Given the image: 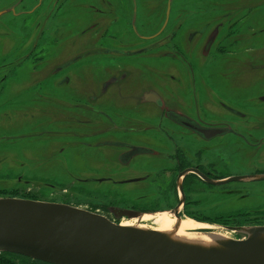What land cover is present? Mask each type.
I'll return each instance as SVG.
<instances>
[{
    "label": "flooded vegetation",
    "instance_id": "obj_1",
    "mask_svg": "<svg viewBox=\"0 0 264 264\" xmlns=\"http://www.w3.org/2000/svg\"><path fill=\"white\" fill-rule=\"evenodd\" d=\"M7 154L20 198L264 226V0H0Z\"/></svg>",
    "mask_w": 264,
    "mask_h": 264
},
{
    "label": "water",
    "instance_id": "obj_2",
    "mask_svg": "<svg viewBox=\"0 0 264 264\" xmlns=\"http://www.w3.org/2000/svg\"><path fill=\"white\" fill-rule=\"evenodd\" d=\"M226 228L245 239L207 246L62 203L0 197V253L48 264H264V226Z\"/></svg>",
    "mask_w": 264,
    "mask_h": 264
},
{
    "label": "bare ground",
    "instance_id": "obj_3",
    "mask_svg": "<svg viewBox=\"0 0 264 264\" xmlns=\"http://www.w3.org/2000/svg\"><path fill=\"white\" fill-rule=\"evenodd\" d=\"M120 225L147 228L166 233L172 231L174 232L173 236L176 238L207 246H215L219 242L234 239L231 232L225 231L220 227L198 223L191 219H179L173 212L168 211L142 214L133 219L123 220Z\"/></svg>",
    "mask_w": 264,
    "mask_h": 264
},
{
    "label": "rangeland",
    "instance_id": "obj_4",
    "mask_svg": "<svg viewBox=\"0 0 264 264\" xmlns=\"http://www.w3.org/2000/svg\"><path fill=\"white\" fill-rule=\"evenodd\" d=\"M245 78L247 80H241V82H239V89H241L243 87V84H245L248 81L247 75L245 76ZM250 82H251V78H250ZM227 85H228V81H224V87H226ZM11 87L12 86L6 87L5 93L3 94L2 98H7L8 96L12 95V92L10 91ZM247 90H249V87ZM246 96H247V92H246ZM18 147L25 148L24 143L18 144ZM3 164L4 165L2 166V169H0V197H18V198L23 197V193H26V191L28 190H25V191L13 190L15 188L14 185L16 184V181L14 179L18 175V173H20L23 179L33 181L32 176H36V175H34L32 173V170H30L31 165H32V160L29 158L23 157L21 155H17V154H13V155L7 154L5 155V161L3 162ZM20 168H24L25 171L24 172L18 171V169L20 170ZM47 169H48V166H47ZM40 173H41L40 175H43V176L49 174L47 173V171L45 173L44 170L40 171ZM53 178L60 179V177H53ZM26 184L27 185L23 186L24 188L29 186L28 185L29 183H26ZM57 190L54 189V191H52V194H54ZM67 196L69 198L71 197L70 199L78 200L77 196L75 197L74 195H69V194H67ZM98 199H99L98 197H94V200H98ZM38 201H43V200H38ZM123 220H128V219H123ZM215 226L220 227L221 229L230 232L227 228H225L226 226H222V225H215ZM231 233L233 234L234 237H238V236H235L234 232H231Z\"/></svg>",
    "mask_w": 264,
    "mask_h": 264
},
{
    "label": "trees",
    "instance_id": "obj_5",
    "mask_svg": "<svg viewBox=\"0 0 264 264\" xmlns=\"http://www.w3.org/2000/svg\"><path fill=\"white\" fill-rule=\"evenodd\" d=\"M0 264H48L11 253H0Z\"/></svg>",
    "mask_w": 264,
    "mask_h": 264
}]
</instances>
